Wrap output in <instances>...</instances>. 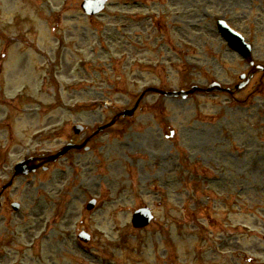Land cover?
<instances>
[{
  "label": "rangeland",
  "instance_id": "374dc122",
  "mask_svg": "<svg viewBox=\"0 0 264 264\" xmlns=\"http://www.w3.org/2000/svg\"><path fill=\"white\" fill-rule=\"evenodd\" d=\"M81 1L0 0V10L4 9L0 13V33L7 42L0 45V120L7 117L13 131H18V139L25 137L27 143L63 122H67L66 132L73 126L70 106L75 104L89 106V114L94 118V123L89 121V130L99 126L96 124L100 123L97 121L103 103H116L115 107L121 108L126 101L119 96L123 92L120 85L111 88L117 90L114 95L103 93V89L96 87L104 80H100L101 72L91 78L77 76L73 62L93 54L105 58L106 52L111 51L109 46L117 42H104L102 37L119 40L121 44V23L128 19L130 11L143 15L148 7L160 16L166 11L172 13L171 6H160L154 0H109L103 16L87 20L79 11ZM207 1L190 2L188 32L192 49L185 89L193 85L205 88L207 81L231 79L245 69L234 55L225 52L218 36L216 41L208 39V32L215 33L213 23L221 12L214 8V0L212 5H207ZM241 1L246 5L236 9L248 11L242 15V10H226L230 26L239 30V22L248 24L247 19L264 25V0ZM8 8L18 10L8 13ZM248 13L251 14L246 17ZM36 14L46 21L42 22ZM33 43L38 46L35 58L26 55L24 47ZM13 49L17 52H11ZM255 51L264 54V45H255ZM73 80L80 81L75 93L68 87ZM92 82L93 88L89 87ZM174 85L177 88L178 79H174ZM141 87L128 96L133 97ZM226 101L220 96L203 94L186 102L164 100L172 119L168 130L167 125L155 128V123L147 121L152 116H138L134 122L106 132L101 142H107L111 151L104 152V157H109L105 159L107 170L101 167L96 174L86 166L85 157L80 166L60 165L53 176L30 179L27 184L31 197L38 184L44 182L46 197L54 201L74 181L72 169L78 184L85 187L82 202H86L87 196L99 202L92 219L82 218L86 227L91 226L85 231L93 236V259L76 248L75 234L82 230L80 204L77 207L67 197L55 205V216L48 209L44 211L42 228L34 236L41 234L46 238L42 249L46 264H74L62 260L73 253L77 254L75 264H165L164 257L159 256L166 252L170 258L174 256L175 264H194V260L198 264H264V246L258 240L264 234V96L255 97L256 106L250 109L231 106ZM22 130H27L25 136ZM171 130L175 134L173 142L166 143L164 135ZM3 136L0 132V140ZM47 139L48 142L40 143L44 151H56L66 143ZM244 149L247 154L241 152ZM115 159H119L120 165L113 170L109 165ZM91 160L95 163L94 158ZM70 162L71 159L63 163ZM53 177L54 184L47 187ZM213 178L220 181L208 182ZM200 188L205 189L203 197L199 196ZM39 191L43 190L39 187ZM239 191L241 195H235ZM194 192L197 198L189 200ZM25 195L22 192L20 199ZM62 203H66L63 208ZM28 207L32 208L26 204L25 209ZM142 207L152 210L155 221L148 229L134 233L131 216ZM182 207L184 211L180 210ZM204 207L200 217L199 209ZM62 212L66 214L60 220ZM29 234L25 232L26 236ZM232 249H236L237 260L232 258Z\"/></svg>",
  "mask_w": 264,
  "mask_h": 264
},
{
  "label": "water",
  "instance_id": "95a60500",
  "mask_svg": "<svg viewBox=\"0 0 264 264\" xmlns=\"http://www.w3.org/2000/svg\"><path fill=\"white\" fill-rule=\"evenodd\" d=\"M143 218L145 219V213L143 214Z\"/></svg>",
  "mask_w": 264,
  "mask_h": 264
}]
</instances>
